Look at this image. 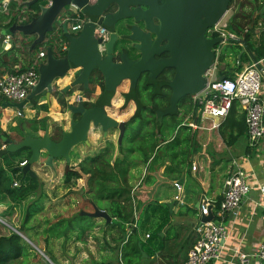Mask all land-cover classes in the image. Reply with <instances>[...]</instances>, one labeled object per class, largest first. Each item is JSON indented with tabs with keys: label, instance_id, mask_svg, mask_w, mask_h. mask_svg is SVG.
<instances>
[{
	"label": "trees",
	"instance_id": "16d2710c",
	"mask_svg": "<svg viewBox=\"0 0 264 264\" xmlns=\"http://www.w3.org/2000/svg\"><path fill=\"white\" fill-rule=\"evenodd\" d=\"M250 1L254 4L256 15L234 11L228 18L227 28L230 31L237 32L240 36L244 34V40L249 51L257 60H261L260 63L264 68V0ZM232 2L233 0L229 2V5ZM40 3L46 4L47 0L37 1L30 5H26L25 0L20 2L11 1L9 11L0 13L1 31L14 22L29 21L32 16L39 12ZM65 11L69 12L67 8H65ZM59 17H63L62 12ZM252 21L253 24L250 25ZM56 22L53 31L46 35L48 37L46 44L52 45L55 53H59L63 51L60 47L65 39L63 38L59 19ZM32 39L28 41L21 40L20 45H18L16 43V33H14L8 48L4 49L0 43V74L15 71L12 64L20 60L19 56L22 53L28 59V64H30L35 53L43 46L45 47V44H36L30 50L29 45ZM215 48L214 61L216 62L217 76L224 74V76L231 77L235 70L241 69H236L232 64L228 65L225 61L227 56L223 43L216 45ZM240 57L237 55L235 59L239 63H241ZM25 68L26 65L17 70ZM172 73V69H166L159 78L169 79ZM90 84L98 85L100 93L97 100L93 103L88 102L89 105L95 102L104 103L113 93V90L105 88L102 76L93 77ZM79 88L89 97L95 86H90L88 90L81 84ZM72 90V88L69 89L67 94H71ZM123 96H125L123 108L128 100L132 99L133 96L135 97V110L131 115L132 108L129 107L123 111L122 115H119L121 119H127L131 115L126 122V129L121 142L118 143L117 140L118 144L116 145L110 139L105 140L104 144L86 153L76 163V167L71 166V169L66 173L64 172L62 178L67 184L65 187L71 192L73 191L72 184L76 179L81 177L82 174L87 175L84 194L89 198L91 204L93 203L104 209L111 220L106 222L105 218L101 217L96 221L97 219H94V217L81 214L78 210L69 217H60L45 229L56 237L61 236L68 239L74 235L76 240H85L86 235L90 233L86 230L92 232V228L98 223L97 225L102 230L99 239L101 247L116 253V256L109 260L105 258L101 260L92 259L91 264H138L143 252L150 253L147 250V245H151L154 241L157 242L156 247L159 249L158 252L161 256L174 257L191 228V225L184 224L173 226L165 204L157 203L156 199L155 203L142 202L136 198L132 190L133 170L138 166L136 159H139L140 164L144 167L161 144H164L166 152L172 155L174 167L171 172L181 171L189 147L190 135L188 129L185 135H181L180 126L182 125L178 128L177 126L181 123V119H179L180 112L187 114L193 108L191 95L179 99L176 113H163L158 117L157 110H164L169 106L170 90L166 86H154L147 79V75L143 74L138 79L136 87L131 90V94L126 93ZM2 99L5 100L6 98L0 95V104L3 102ZM58 101L62 107L65 105L62 96ZM33 106H35V100H33ZM239 108L238 101H233L226 117L218 126L222 135L225 131L229 132V135H227V144L229 145L245 133V119ZM19 121L23 122L24 120L20 119ZM14 128H17V126H14ZM0 132L6 137H10L1 128ZM19 132L22 136L21 131ZM134 139H137V141L135 142ZM3 144L4 141L0 137V147ZM249 151L248 147L247 152ZM29 154L30 150L23 148L15 152L8 151L0 157V205L5 207L2 214H7L12 218L15 210L18 209L19 212L16 214L17 216L15 215L17 219L11 223L13 228L20 232L30 230V225H27L28 221L42 208L40 199L42 197L43 181L41 182L37 177L30 175L22 177L20 171L17 174L18 161L28 158ZM167 168H165L164 174ZM15 176L20 179L19 185L12 184ZM165 176L167 177V173ZM24 202L25 208L22 209L21 205ZM138 210L137 217H135V212ZM191 210L194 212L195 208L188 209V211ZM154 215L159 218L158 223H156L154 230H151L146 236L147 226L151 225L152 216ZM101 220H104L103 224H101ZM135 222L136 224H134ZM13 228L0 222V264H11L13 260L19 259L24 254L25 242L22 236ZM160 230L164 231L163 236L160 235ZM194 238L192 230L188 241L193 242ZM190 241L189 243H191Z\"/></svg>",
	"mask_w": 264,
	"mask_h": 264
},
{
	"label": "water",
	"instance_id": "95a60500",
	"mask_svg": "<svg viewBox=\"0 0 264 264\" xmlns=\"http://www.w3.org/2000/svg\"><path fill=\"white\" fill-rule=\"evenodd\" d=\"M36 1L26 0L25 4L30 5ZM230 1L47 0L46 4L40 3L39 12L29 21L14 22L8 32L4 31L6 34L19 31L24 35H33L29 49L36 44H45L46 54L38 64V79L31 86L27 96L20 101H6L3 105L22 109L25 103L43 91L46 101H49L55 80L68 75L73 79L60 89L63 93L76 84H82L89 90L90 80L100 73L105 88L113 90V93L121 83L127 81L128 90L122 95L126 93L130 95L142 73H147L151 84L156 87L166 86L170 90L169 106L164 110H157V116L160 117L163 113H176L180 98L204 88L207 81L205 72L215 62L216 45L231 40L243 44L244 48L249 50L244 34L227 40L221 35L207 34V28L223 18ZM141 4L145 8H142ZM69 5L76 6L89 18L77 32L68 31L66 20L61 22L67 47L64 51L55 53L52 45L46 44L48 38L46 35L53 31L56 19ZM125 18L141 20L145 30L139 29L135 24L125 25L124 29L117 28L116 22ZM102 23L111 28L104 40L94 34L96 25ZM252 24L253 21L250 25ZM130 52L139 56L133 58ZM163 52H167L168 55L157 57ZM240 54L241 52L238 53V57ZM251 58L258 69L264 71L262 64L253 54ZM167 68L173 70L171 77L160 79L159 75ZM223 77L224 74L217 76L218 79ZM111 96L104 103L95 102L89 105L88 102L91 100L79 99L68 104L72 116L68 121V128L60 124L53 135L48 131V125H45L43 133L37 136L24 130L18 140L1 135L5 143L0 147V157L8 151L15 152L28 148L30 154L27 162L17 168L21 171L22 177L37 176L32 164L38 162L42 156L45 158V164L52 167L55 159L59 157L64 159L66 173L71 169V150L82 142L90 144L88 135L92 129L99 130L104 136H107L108 130L118 129V143L121 142L127 120L118 119L107 112L106 107L111 105ZM123 97L125 99V96ZM97 98L98 96L96 100ZM134 99L133 96L130 100L135 101ZM125 107L121 106V109ZM206 114L214 122L219 120L216 115ZM83 190L81 187L73 189L77 193H82ZM92 206V211L81 209L79 213L102 217L106 222L111 220L104 209L93 203ZM211 216L212 213L201 215V219L208 220Z\"/></svg>",
	"mask_w": 264,
	"mask_h": 264
},
{
	"label": "crops",
	"instance_id": "0c3cea01",
	"mask_svg": "<svg viewBox=\"0 0 264 264\" xmlns=\"http://www.w3.org/2000/svg\"><path fill=\"white\" fill-rule=\"evenodd\" d=\"M43 48L45 47L43 46L42 49ZM19 58L20 60L17 63L12 64V68L15 70L24 65L27 66L28 64V59L25 58L23 53ZM71 79H73L71 75L57 78L53 85V91L49 95V101H46L45 91L31 98L28 101V114L24 113L23 108L18 109L16 107L3 105V103L8 100L2 99L3 102L0 104L1 130L6 131L9 135L13 131L19 134V131L22 133L24 130L31 135L37 136L43 133L45 125H48V131L52 133V135L57 132L60 124H63L64 128H68V121L72 117L68 109V104L73 100L76 92L83 93L79 88L81 84L72 86L71 88L73 90L71 94H67V92L61 93L60 89L69 83ZM128 87V82L124 81L115 89L110 99L111 105L106 107L110 115L120 118L119 115H122L123 111L129 107L132 108V113L134 112L135 102L133 100H128L125 110H121V106H123L125 102L122 93L127 91ZM99 93L100 87L95 85L94 91L89 96L88 100H91L90 102L93 103ZM61 96L65 101L63 107L58 101ZM261 97L264 100V82ZM33 100H35V106H33ZM10 108L15 110H12L10 113L8 112ZM18 111L21 113L19 114ZM239 111L243 113L240 108ZM15 117H18V119ZM187 117L188 119H185L181 125L188 127L190 143L184 157V165L181 171L173 172L174 174L171 172L174 167L172 155L168 154L164 144H161L143 167L139 178L133 182L132 190L136 198L142 202H154L156 199L157 203L165 204L168 208L170 221L173 226L184 224L191 225V228L185 239L181 242L174 257L172 256L169 258L168 256H161L158 252L159 249L156 247L157 242L154 241L151 245H147V250L150 253L143 252L138 264H183L187 258L186 252L188 253V250L198 237V233L194 229V226L198 220L201 219L199 212L200 200L206 197L211 202L212 214H214L222 198L225 177L228 175L229 171L233 170L236 164L240 162L250 171L249 180L252 187L235 211H227L223 218L214 215L215 220L222 219L229 227L230 234L221 242L219 257L206 264H236V255L234 251L236 246L249 253H253L257 244L264 237V135L256 144L251 146L248 143L247 127L245 126V133L241 134L229 145L227 144L228 131H225L224 135H222L219 127H211L212 122L205 126H192L190 124L192 121H196L198 124L199 118H206L195 117L192 109L187 113ZM20 119L24 121L20 122ZM14 126H17V128H14ZM116 133L117 139L115 142H117L118 129L108 130L107 136H104L101 132L103 140L99 145L104 144V141L107 139L112 140L109 136ZM1 135H3L2 132H0V137ZM99 136L100 131L92 129L88 135V137H90V144L82 142L74 148V153L76 154L72 157L75 164L85 152H91L95 146L98 145L97 143V145H95V140ZM248 147L250 150L249 152H247ZM192 161H194L193 163L196 166L195 169L191 168ZM58 163H63V160L57 159L55 169L57 171L60 165ZM166 167H168L166 169L167 177L165 176L166 173L164 174ZM174 180L181 181L180 183L183 186L182 204L174 199V194L176 192V189L172 185V181ZM165 184H168L169 187H166ZM166 188L173 191V193H169ZM191 207L195 208L194 212L192 210L188 211ZM0 208V210H3L5 207L0 205ZM138 212L139 210L135 212V217H137ZM158 219L156 215L152 216V223L149 226H153V228L156 227ZM192 230L195 238L193 242L189 240L191 242L189 243L188 237L190 233H192ZM150 231L151 229L147 228V234ZM159 233L161 236L164 235L163 230H160ZM81 241L86 243L87 237L85 240ZM84 245L90 246L87 243ZM84 249L85 251L83 250L79 253V257L75 259L74 263L70 262L71 257L65 258L64 262H68V264H91L92 259L101 260L105 258L109 260L116 256V253L107 251V249H103L102 247H98L96 252L91 251V253L89 252V247H85ZM117 256H119V254H117Z\"/></svg>",
	"mask_w": 264,
	"mask_h": 264
},
{
	"label": "built area",
	"instance_id": "2783aa9c",
	"mask_svg": "<svg viewBox=\"0 0 264 264\" xmlns=\"http://www.w3.org/2000/svg\"><path fill=\"white\" fill-rule=\"evenodd\" d=\"M11 1L20 2L21 0H0V12L7 13L11 7ZM68 11L60 18L59 22L66 20L68 31L77 32L86 21V17L74 5H70ZM227 22L219 20L207 28V34L209 36L221 35L225 40L239 37L240 34L237 32L228 30ZM94 34L104 40L107 38L109 30L99 24L95 27ZM11 38V34H6L0 30V43L4 49L10 46ZM66 47L67 44L64 42L61 44L60 49L64 51ZM45 54V48L40 49L25 69L0 74V95L8 101L24 99L31 86L38 79V64ZM257 61L261 62V60ZM216 71V65L210 66L205 72L207 81L204 88L191 94L194 116L207 117L206 113L216 115L219 120L217 122L212 121L211 127H218L221 120L226 117L232 102L236 100L240 110L245 115L248 143L251 146L256 144L264 135V100L261 97L262 79L257 64L252 61L240 70H235L233 76H224L221 79L217 78ZM79 99H87V97L81 92H76L70 103L77 102ZM18 113L21 112L18 111ZM190 124L194 127L199 126L196 121H192ZM25 162L26 159H23L19 162V165H23ZM193 162L191 168L195 169L196 166ZM249 176L250 171L243 167L241 162L229 171L224 180L222 198L216 211L210 219H200L194 226L198 237L188 250L187 258L183 264H206L219 257L221 242L229 236L230 229L222 219L215 220L214 215L223 218L227 211L233 212L239 207L240 202L252 187ZM180 182L174 180L172 185L176 189L174 199L182 204L183 186ZM13 184L18 185V180H14ZM211 206V202L203 197L199 203L200 215L212 213ZM146 236H148L147 233ZM234 251L236 264H264V237L257 244L253 253H249L238 246L235 247Z\"/></svg>",
	"mask_w": 264,
	"mask_h": 264
},
{
	"label": "rangeland",
	"instance_id": "374dc122",
	"mask_svg": "<svg viewBox=\"0 0 264 264\" xmlns=\"http://www.w3.org/2000/svg\"><path fill=\"white\" fill-rule=\"evenodd\" d=\"M37 1H44V0H37ZM36 1V2H37ZM254 1V0H253ZM260 1V0H258ZM242 3V4H241ZM67 7V6H66ZM65 7V8H66ZM65 8L61 11L62 13L65 12ZM234 11H240L241 13H250L253 14V16L256 15V12L254 11V4L250 0H233L232 4L229 5L228 10L224 14L221 21H228V18ZM228 12V13H227ZM262 20L261 18H259ZM57 21V19H56ZM55 21V22H56ZM57 23V22H56ZM261 25V24H260ZM259 25V26H260ZM10 27V26H9ZM9 27H4V31H9ZM1 30V27H0ZM16 33V39L17 44L20 45V41H28L29 39L33 38V35H24L19 31H13L10 34ZM223 47L225 48L226 52V62L228 65L232 64V66L236 69H240L242 67H245L248 63L252 62L253 59L251 58V53L249 50L245 49L243 44L235 41H225L223 43ZM36 48L34 49V51ZM240 59L241 63L239 61H236L238 53H240ZM214 62L213 64H215ZM239 63V64H237ZM217 68V67H216ZM260 76L262 79V86L264 82V71L259 69ZM90 86H95L90 84ZM28 102L23 105V111L25 114H28ZM12 110H15L13 108L8 109V112H12ZM125 110V109H121ZM15 116V115H13ZM116 117V116H114ZM18 119V117H15ZM118 118V117H117ZM121 119V118H118ZM179 119H181V123L188 119L186 113L179 114ZM212 122V119L209 117L206 118H199L198 124L200 126L208 125ZM181 123L177 126V128L181 125ZM188 127L186 126H180V134L185 135L186 130ZM114 142L117 139V133L112 134L109 136ZM10 138L14 140H18L21 138V136L13 131L10 133ZM90 138V137H89ZM103 140L100 136L96 138L95 142V148H98L99 143ZM136 142L137 139H134ZM97 143V144H96ZM116 145L118 144L115 142ZM85 145V144H83ZM129 145V144H127ZM88 147V146H87ZM90 152V151H88ZM87 152V153H88ZM71 161L73 167H76V164L73 159L74 149L71 150ZM86 154V152L82 155V157ZM73 156V157H72ZM81 157V158H82ZM81 158L79 160H81ZM58 159V158H57ZM57 159L54 160L53 167L45 164V158L42 156L38 162L32 164V168L37 174V178L42 182L43 186L41 188L42 192V208L37 211L35 215L28 221L27 225H30V230H24L20 232L24 242H25V251L24 254L19 258L15 259L11 262V264H68L65 263V258H70V262L74 263L75 259L79 257V253L81 251H85V247H89L91 251L96 252L98 250V247H101V241L99 240L101 238L102 230L99 228L96 223L101 217H94V219H97L95 221L96 225L92 228V232L89 230H86V232H90L86 235L87 237V244L90 246H86L80 239H75L74 235H72L71 238H62L53 236L52 234L48 233L47 230H45L50 224L55 222L60 217H69L73 215L76 211L84 209L86 211H92L93 206L91 202L88 200L89 198L84 194V190L82 193H77L76 191H69L67 187H65L67 184L63 181V172L65 169V162L64 159L59 157V159L63 160V163H58L59 168L58 171L56 169ZM138 166L134 168L133 170V182H135L143 169V165L140 164L139 159H136ZM243 167L245 165L242 164ZM86 176L85 174H82L81 177L77 178L76 181L72 184V189H79L80 187L83 189H86ZM166 187H169L168 184H165ZM166 190L169 193H173L170 189L166 188ZM26 202V201H25ZM21 205L22 209H24V204ZM1 209V208H0ZM5 209V208H4ZM0 210V218L2 221H4L5 225H12V221H15L17 219V215L19 210H15L14 215L11 217H8L7 214L3 215L2 211ZM16 215V216H15ZM3 223V224H4ZM104 223V220H101V224ZM148 229L154 230L153 226H147ZM85 232V233H86ZM110 237V235H108ZM98 237V238H97Z\"/></svg>",
	"mask_w": 264,
	"mask_h": 264
},
{
	"label": "flooded vegetation",
	"instance_id": "af4514ba",
	"mask_svg": "<svg viewBox=\"0 0 264 264\" xmlns=\"http://www.w3.org/2000/svg\"><path fill=\"white\" fill-rule=\"evenodd\" d=\"M163 0H159V2H162ZM141 7L142 8H145V6L143 5V4H141ZM105 21V20H104ZM103 24V23H102ZM128 24H135L139 29H142V30H145V27H144V25H143V22L141 21V20H136V19H131V18H125V19H120V20H118L117 22H116V27L117 28H121V27H123V29H124V27H125V25H128ZM104 25V24H103ZM107 26V25H106ZM108 28H109V26H107ZM109 29H111V28H109ZM168 55V53L167 52H163V53H161V54H159V55H157V57H160V56H167ZM130 56L131 57H133V58H135V57H138L139 56V54H135L134 52H130ZM167 69H169V68H167ZM166 70V69H165ZM164 70V71H165ZM162 73H164V72H162ZM161 73V74H162ZM143 74H146L147 75V73H142V75ZM160 74V75H161ZM141 75V76H142ZM159 75V76H160ZM97 76L98 77H100L101 75H100V73H97ZM147 79H148V77H147ZM133 114V113H132ZM131 114V115H132ZM130 115V116H131ZM77 115H74V117H76ZM130 116L126 119V120H128L129 118H130Z\"/></svg>",
	"mask_w": 264,
	"mask_h": 264
},
{
	"label": "clouds",
	"instance_id": "9594fccd",
	"mask_svg": "<svg viewBox=\"0 0 264 264\" xmlns=\"http://www.w3.org/2000/svg\"><path fill=\"white\" fill-rule=\"evenodd\" d=\"M69 6H70V5H69ZM69 6H67L66 8L68 9ZM80 11H81V10H80ZM81 12H82V11H81ZM65 13H68V12L65 11V12L63 13V15H64ZM82 14H83V13H82ZM83 15H84V17H86V19L89 18V17H87L85 14H83ZM60 18H61V17H58L57 19L60 20ZM101 25H103V24H101ZM96 26H97V25H96ZM103 26L107 27L105 24H104ZM67 28H68V26H67ZM107 29L110 30L108 27H107ZM38 51H39V50H38ZM38 51H37V52H38ZM37 52H36V53H37ZM36 53H35V54H36ZM44 57H45V56H44ZM44 57H43V58H44ZM43 58H42V59H43ZM42 59H41V60H42ZM41 60H40V61H41ZM83 95L86 96L84 93H83ZM86 97H87V96H86ZM88 98H89V97H87V99H84V100H88ZM4 143H5V142H4ZM2 146H3V145H2ZM23 159H26V162H27V158H23ZM23 159H21V160H23ZM21 160L18 161V166H17V168H19V167L22 166V165H19V162H20ZM26 162H25V163H26ZM23 165H24V164H23ZM19 171H20V170L18 169L17 174L19 173ZM20 172H21V171H20ZM63 173H64V172H63ZM21 174H22V173H21ZM16 179L18 180V182H19V184H20V179H19L18 176H15V178L13 179V181L16 180ZM12 184H13V182H12ZM19 184H18V185H19ZM13 185H14V184H13ZM0 222L4 223V221H2L1 218H0ZM4 224H5V223H4ZM7 226H9V225L7 224ZM11 226H12V225H10L9 227H11ZM11 228H13V227H11ZM14 229H15V228H14ZM17 231H18V230H17Z\"/></svg>",
	"mask_w": 264,
	"mask_h": 264
},
{
	"label": "bare ground",
	"instance_id": "6f19581e",
	"mask_svg": "<svg viewBox=\"0 0 264 264\" xmlns=\"http://www.w3.org/2000/svg\"><path fill=\"white\" fill-rule=\"evenodd\" d=\"M228 13V12H227Z\"/></svg>",
	"mask_w": 264,
	"mask_h": 264
}]
</instances>
